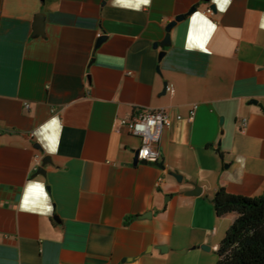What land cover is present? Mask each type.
<instances>
[{
	"label": "crops",
	"instance_id": "1",
	"mask_svg": "<svg viewBox=\"0 0 264 264\" xmlns=\"http://www.w3.org/2000/svg\"><path fill=\"white\" fill-rule=\"evenodd\" d=\"M145 109L162 167L115 129ZM262 110L264 0H0V264H214L216 191L264 190Z\"/></svg>",
	"mask_w": 264,
	"mask_h": 264
},
{
	"label": "trees",
	"instance_id": "2",
	"mask_svg": "<svg viewBox=\"0 0 264 264\" xmlns=\"http://www.w3.org/2000/svg\"><path fill=\"white\" fill-rule=\"evenodd\" d=\"M211 203L217 217L234 216L214 252V264H264V190L247 197L219 188Z\"/></svg>",
	"mask_w": 264,
	"mask_h": 264
},
{
	"label": "built area",
	"instance_id": "3",
	"mask_svg": "<svg viewBox=\"0 0 264 264\" xmlns=\"http://www.w3.org/2000/svg\"><path fill=\"white\" fill-rule=\"evenodd\" d=\"M204 15L211 16L213 11L210 7L203 11ZM172 90V87L167 88ZM244 124V122H243ZM170 126V120L164 109L138 110L135 114L119 119L116 122L117 132H127L139 138L140 144L137 147L138 160L147 164H156L160 159L158 143L162 131ZM33 137V134L30 135ZM161 178H158L155 185L158 186Z\"/></svg>",
	"mask_w": 264,
	"mask_h": 264
},
{
	"label": "water",
	"instance_id": "4",
	"mask_svg": "<svg viewBox=\"0 0 264 264\" xmlns=\"http://www.w3.org/2000/svg\"><path fill=\"white\" fill-rule=\"evenodd\" d=\"M183 16H178L175 18V21H178L180 19H182ZM174 22H170L166 27H165V31L166 32H169V29L174 25ZM33 33L36 34V35H40L43 33V14L42 13H37L35 16H34V21H33ZM106 36L102 35V36H99L96 41H95V45H94V48H97L104 40H105ZM163 51L159 53V58H161V56L163 55ZM250 103L252 104H255L256 103V100H250ZM35 149H38L40 150V148L38 146H34ZM138 163H141V164H147L146 162L144 161H141V160H138L137 158V150L135 151V157H134V164H138ZM158 166L162 167L161 164L158 163ZM176 181L178 183L181 182V176L179 175H176ZM187 185H189L191 188L187 189V190H184L182 192L183 195L185 196H197L201 193V188L200 186L197 184V181L196 180H187L185 182Z\"/></svg>",
	"mask_w": 264,
	"mask_h": 264
},
{
	"label": "snow or ice",
	"instance_id": "5",
	"mask_svg": "<svg viewBox=\"0 0 264 264\" xmlns=\"http://www.w3.org/2000/svg\"><path fill=\"white\" fill-rule=\"evenodd\" d=\"M143 2H145V3H146V2H147V0H143ZM36 187H39V186H36Z\"/></svg>",
	"mask_w": 264,
	"mask_h": 264
},
{
	"label": "rangeland",
	"instance_id": "6",
	"mask_svg": "<svg viewBox=\"0 0 264 264\" xmlns=\"http://www.w3.org/2000/svg\"><path fill=\"white\" fill-rule=\"evenodd\" d=\"M231 224H232V222H231ZM231 224H230V225H231ZM230 225H229V226H230ZM229 226H228V227H229Z\"/></svg>",
	"mask_w": 264,
	"mask_h": 264
}]
</instances>
